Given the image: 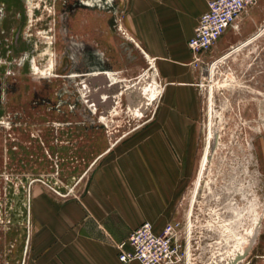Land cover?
<instances>
[{
	"label": "rangeland",
	"instance_id": "374dc122",
	"mask_svg": "<svg viewBox=\"0 0 264 264\" xmlns=\"http://www.w3.org/2000/svg\"><path fill=\"white\" fill-rule=\"evenodd\" d=\"M255 8L263 26L250 43L236 39L235 26L198 61L186 39L172 41L180 59L168 71L162 63L172 59L158 41L131 38L115 0H0V243L27 242L17 186L44 171L29 164L31 129L82 128L87 162L99 152L92 142L101 150L159 120L173 73L193 85L191 134L149 223L180 222L185 264H264V0ZM146 80L158 99L139 115L132 101ZM79 169L67 168L69 192Z\"/></svg>",
	"mask_w": 264,
	"mask_h": 264
},
{
	"label": "crops",
	"instance_id": "0c3cea01",
	"mask_svg": "<svg viewBox=\"0 0 264 264\" xmlns=\"http://www.w3.org/2000/svg\"><path fill=\"white\" fill-rule=\"evenodd\" d=\"M115 1L125 9L123 22L131 38L158 41L164 58L172 59L162 63L168 71L180 59L172 51V41L186 39L188 53L194 57L188 41L210 0ZM262 23L258 10L248 9L234 26L236 39L243 43L252 38ZM170 75L163 84L165 105L159 120L136 138L103 143L101 150L99 140L92 142L99 152L87 162L82 128L31 129L33 139L28 142L34 160L29 164L35 169L42 166L44 171L17 186L23 190L17 196L18 213L28 216L27 242L0 243V264H123L117 245L149 222L150 215L160 213L157 208L169 197L176 174L172 168L178 169L179 152L189 143L195 92L189 79ZM93 132L98 136V130ZM69 167L87 169H79L81 175L70 192Z\"/></svg>",
	"mask_w": 264,
	"mask_h": 264
},
{
	"label": "built area",
	"instance_id": "2783aa9c",
	"mask_svg": "<svg viewBox=\"0 0 264 264\" xmlns=\"http://www.w3.org/2000/svg\"><path fill=\"white\" fill-rule=\"evenodd\" d=\"M261 0H210L199 19L188 47L201 61L217 45L230 27H234L246 11ZM119 261L123 264H185L180 222L167 224L160 232L145 222L117 245Z\"/></svg>",
	"mask_w": 264,
	"mask_h": 264
},
{
	"label": "bare ground",
	"instance_id": "6f19581e",
	"mask_svg": "<svg viewBox=\"0 0 264 264\" xmlns=\"http://www.w3.org/2000/svg\"><path fill=\"white\" fill-rule=\"evenodd\" d=\"M264 32V28L262 29V31L259 33H263ZM256 37H253L252 39L250 40H247L245 44H248L250 43L253 39H255ZM242 44V43H241ZM239 46V45H238ZM241 47V46H239ZM238 47V48H239ZM235 50L238 49L237 47H234ZM231 50L227 51L226 53L228 54ZM231 53V52H230ZM229 53V54H230ZM212 65V64H211ZM141 83V82H140ZM139 84V83H138ZM135 87V86H134ZM133 87V88H134ZM157 85L152 83L151 81H143L140 85H138L136 87V93L138 92L139 96L142 98L141 101L138 103V104H135L136 102L132 101V103H134L133 107H134V110L135 112L139 113V115H141L144 111L148 110L149 107L147 106H150L152 105V101L155 99H158V89H157ZM143 99L145 101L146 99V102L143 103ZM98 100V99H97ZM99 101V100H98ZM109 102V101H108ZM151 102V103H150ZM131 103V104H132ZM210 115V114H209ZM211 116V115H210ZM139 117V116H138ZM209 123V122H208ZM211 135L210 137L208 138L207 140V144H210V139H211ZM209 150H210V147L209 145L206 146L205 148V154H204V158L202 160V169H201V172L204 170V168L206 167V164H207V161H208V157H209ZM252 243V241H251ZM245 252V250L243 251ZM241 257H243V255L239 256L237 259H240ZM234 264H238V261H235L233 262Z\"/></svg>",
	"mask_w": 264,
	"mask_h": 264
},
{
	"label": "water",
	"instance_id": "95a60500",
	"mask_svg": "<svg viewBox=\"0 0 264 264\" xmlns=\"http://www.w3.org/2000/svg\"><path fill=\"white\" fill-rule=\"evenodd\" d=\"M128 99H129V97H128Z\"/></svg>",
	"mask_w": 264,
	"mask_h": 264
}]
</instances>
